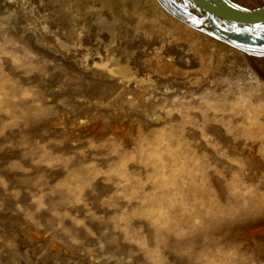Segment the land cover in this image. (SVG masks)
Here are the masks:
<instances>
[{
	"label": "rangeland",
	"instance_id": "obj_1",
	"mask_svg": "<svg viewBox=\"0 0 264 264\" xmlns=\"http://www.w3.org/2000/svg\"><path fill=\"white\" fill-rule=\"evenodd\" d=\"M70 1L0 0V264H264V25L156 0L225 56L201 69L126 16L73 24ZM156 52L187 75L148 72Z\"/></svg>",
	"mask_w": 264,
	"mask_h": 264
},
{
	"label": "bare ground",
	"instance_id": "obj_2",
	"mask_svg": "<svg viewBox=\"0 0 264 264\" xmlns=\"http://www.w3.org/2000/svg\"><path fill=\"white\" fill-rule=\"evenodd\" d=\"M79 1L80 0H76L75 1L76 3H74L75 7H76V12L73 13L72 18H71L73 20V24L75 23V21L78 18H82L87 14H93L96 16V20H97L98 24H100L102 27L107 29L109 31V33L115 34L113 31L115 29L114 27L118 26V25L122 26L123 24H125L124 20H122L121 16H124V17L126 16L128 19H131V20L134 19L136 21V26L144 25L145 26L144 29H146L145 35L146 36L147 35H152V36L155 35L156 38H158L161 41V43H164V42L168 41L169 39H171V40H175L177 42L180 41V42H183L185 44H188L190 49L193 51V52L192 51H190V52H192L193 56L198 61L197 63H199L198 65H200L201 69H206L208 67H211L214 64L219 65L221 58L225 57V56H223V54L215 56V54L213 52L214 50L212 49L213 46L212 47L210 45L206 46L202 42V40H199L198 35L201 36L202 35L201 33L195 31L190 26H188V25L178 21L177 19L171 17L170 15H168V13H166L164 11V9L157 3L156 0H98L103 7H106V9L107 8L110 9V10L109 9L108 10H109V12L111 11L110 13H112V15H113V20L111 23H108L107 21H105L104 19L101 18V16H100L101 14L99 15V13L97 12V10H99V9L95 10L93 7H90L88 5L84 6L83 9H80L78 7ZM83 1L87 2V0H83ZM58 2L60 4L61 12L63 14H66L70 10V5H69L70 3H68V0L67 1L58 0ZM142 2L147 5L146 10L142 7L143 6ZM68 15H70V14H68ZM124 17H123V19H124ZM69 20H70V18H69ZM69 20H68V22H69ZM70 22H71V20H70ZM127 30H125V31H127ZM69 34H70V37L72 39H74L75 41H78L79 37L81 36L80 32L77 31L76 26H74L72 24L70 26ZM175 41H174V43H175ZM169 42H168V44H169ZM171 43H172V41H171ZM189 47H188V49H189ZM149 59L143 62L144 64H146L145 66L148 68V72L154 71L156 73H159L163 69L162 67H166L168 69L166 72L174 74V75H178V77H184L187 75L188 70L183 71V70H179L174 65H171V64L168 65V63L170 61L168 59H166L165 57H163L162 55H160L158 52H156L150 60ZM215 59H216V62H215ZM105 61L106 62H102V63L100 62V63L102 65V67L107 69L109 72L111 71L113 73L118 74L119 76L121 75L122 79L131 77L130 69L128 68V66L124 65V64L122 65V63H120L118 61V59L113 57V55L108 60H105ZM210 70H211V68H210ZM162 71H164V70H162ZM205 72H206V70H205ZM215 73H216V71H215ZM221 231H223V230H221Z\"/></svg>",
	"mask_w": 264,
	"mask_h": 264
},
{
	"label": "water",
	"instance_id": "obj_3",
	"mask_svg": "<svg viewBox=\"0 0 264 264\" xmlns=\"http://www.w3.org/2000/svg\"><path fill=\"white\" fill-rule=\"evenodd\" d=\"M189 1L204 13L224 22L243 26H257L264 24V7L253 10H242L220 0Z\"/></svg>",
	"mask_w": 264,
	"mask_h": 264
},
{
	"label": "snow or ice",
	"instance_id": "obj_4",
	"mask_svg": "<svg viewBox=\"0 0 264 264\" xmlns=\"http://www.w3.org/2000/svg\"><path fill=\"white\" fill-rule=\"evenodd\" d=\"M230 27L235 29L237 32L241 31V29L236 28V25H234V24H230ZM243 31H247V29H243Z\"/></svg>",
	"mask_w": 264,
	"mask_h": 264
},
{
	"label": "crops",
	"instance_id": "obj_5",
	"mask_svg": "<svg viewBox=\"0 0 264 264\" xmlns=\"http://www.w3.org/2000/svg\"><path fill=\"white\" fill-rule=\"evenodd\" d=\"M166 11V10H165ZM167 12V11H166Z\"/></svg>",
	"mask_w": 264,
	"mask_h": 264
}]
</instances>
